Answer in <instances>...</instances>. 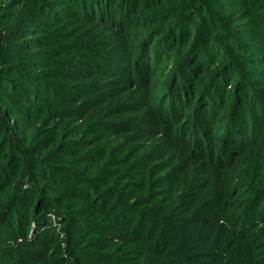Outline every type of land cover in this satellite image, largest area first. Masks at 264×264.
I'll use <instances>...</instances> for the list:
<instances>
[{
  "label": "trees",
  "instance_id": "16d2710c",
  "mask_svg": "<svg viewBox=\"0 0 264 264\" xmlns=\"http://www.w3.org/2000/svg\"><path fill=\"white\" fill-rule=\"evenodd\" d=\"M55 1L30 0L29 17L19 28L24 36L8 45L3 31L6 46L0 41V264H264L260 123L250 118L247 136L244 116L252 115L234 99L227 110L219 108V115L226 110L227 137L219 141L216 105L196 129L178 120L184 111L173 113L174 91L150 102L151 43L136 41L125 22L134 9L123 11L133 0H64L59 11ZM250 1L223 4L247 7ZM191 3L192 14L200 11L174 22L189 25L208 12L209 24L197 18L191 52L210 51L219 20L208 5L215 2L189 0L184 7ZM263 19L248 10L240 37L264 53ZM174 35H165L163 51L167 43L176 45ZM30 36L35 41L23 44ZM232 39L216 41L224 50L221 59L240 49ZM221 59L212 64L220 66ZM25 60L27 71L20 72ZM170 87L180 89L174 78ZM250 95L241 101L256 97ZM5 119L39 154L35 189L28 192H16L20 184L13 189V163L6 165L4 153L14 129ZM43 127L51 141L40 147L31 137ZM56 143L62 148L53 153ZM62 165L63 172L50 169ZM59 178L62 189L46 186ZM51 213L56 226L46 224Z\"/></svg>",
  "mask_w": 264,
  "mask_h": 264
},
{
  "label": "rangeland",
  "instance_id": "374dc122",
  "mask_svg": "<svg viewBox=\"0 0 264 264\" xmlns=\"http://www.w3.org/2000/svg\"><path fill=\"white\" fill-rule=\"evenodd\" d=\"M188 1L189 0H133L132 4H127L123 7V11L130 10L131 8L134 9L128 14V17L125 18V22L128 24L129 32L135 34L136 41H143L145 44L148 42L151 44L154 43L152 46L150 44L148 47L149 53L147 54V60L150 63L149 67H153V71H151L150 87L152 96L150 102L158 104L163 97L168 95V91H174V93H171L172 97L174 95L175 97L179 96V99H173L171 97L173 105L174 103L178 105L172 107L173 113L176 114L177 112L181 113L184 111V115L180 116L178 120L183 118V122L193 123L196 129L200 127L203 118L209 117L210 107L216 105L217 112L216 115L213 116L215 119L213 122L217 124L216 130L219 134L217 138H219V141H224L227 139L223 130L226 119L224 112H226L229 102L235 99V105L245 108L246 112L252 115V117H250V115L244 116L247 136L251 132L250 118L256 121L257 124L260 123L257 127L258 137L263 135L264 108L260 110V107H264V53L261 48L258 50L252 49L248 43L241 39L240 28L244 25V18L248 10H252L262 18L264 17V1L253 0L250 1L249 6L243 7V5L240 4L225 5L223 4L225 0H214L215 4L212 6L208 5L211 7L208 9L214 12L219 22H222L226 26V30L222 23L217 22V25L214 26V33L216 35H214L213 39L216 45L213 46L210 51L201 53H198L199 51L196 53L191 52V50H193L192 45H194V33H196L194 31L198 25L197 18L203 20L205 24H209L211 21V19L207 17L209 13H200L202 15L198 14L196 17L194 15L196 19L189 25L177 26V22H174L181 17H188L192 14V7H194V5H192L193 3H191L189 7H184L185 2ZM64 2V0L63 2L56 0V8L54 10H63L62 4H64ZM30 3H32L30 0H0V41H4L2 39L4 36L3 31H7L6 33H8L4 36L8 41V45H11L16 39L24 36L19 28L29 17ZM120 4L122 3L120 2ZM199 11L200 9H195V12ZM195 12L193 14H197ZM193 14L191 17H193ZM180 22L183 24L184 21ZM181 28H183L182 35H180L181 32L179 33ZM14 29L17 30L16 34H13ZM228 29H231L229 33L227 32ZM168 31L171 34L170 37H173V34L176 33L174 36L178 38V41L176 38V45L167 43V50L163 51V45L169 38L165 36L168 34ZM262 32L264 33L263 27L259 34ZM189 33H193L192 36L189 37ZM217 35L220 36V39H217ZM229 38L237 43L240 42L241 46L238 50L239 53L232 50V59L230 58L229 60L226 58L228 60L227 63L224 57L221 59V54L224 50L217 42L221 43L225 39L227 41ZM29 40L32 41L31 43L35 41L34 37H25L22 39V41H24L23 44L29 42ZM4 45L6 46L5 41ZM29 47L32 48V44H30ZM227 48L230 47H226V50ZM29 51L35 52V49H29ZM218 58L221 59V61L218 62L220 66L218 64H212L213 60ZM206 61L210 62L206 64ZM230 61L231 63L229 64ZM4 64L5 60H3V63H0V70L4 68ZM27 65V60L23 61L20 67L22 70L19 71H27ZM221 68H223V70L218 72ZM17 76L19 75L17 74ZM193 76L199 79L192 80L191 78H194ZM222 76H224V78H221ZM171 78H174L176 83L180 85L179 90H171ZM219 86H223L221 92L218 91ZM252 93H255L256 97H252ZM247 94H251L250 97L252 98L248 101H241V95L246 96ZM221 107L226 110H222L223 112L219 115L221 111L219 108ZM5 122L8 129L9 127L14 129L11 144L4 153L7 157L6 165L10 166L13 163L11 166L15 173L13 176L15 180L13 189L16 191V187L20 184V188L16 192L21 190L28 192V187L30 190L35 189L34 184L36 183H33V178L36 176L35 173L39 169L35 166L39 154L34 155L33 152L30 151L29 143H26L24 137H20V135L17 134L16 125L13 121L5 119ZM242 130L243 129H239L237 132V137L241 139L243 138L242 135H244V131ZM189 135L190 133L188 136ZM18 138H22L24 141H18ZM31 140H33V143L36 142L40 147H43L51 141V137L44 128V130H39L35 136L33 135ZM60 140H63V137L60 138ZM262 140H264V136ZM62 144L63 143L58 145L56 143L50 151L52 150L53 153L58 152L62 148ZM45 154H47V152ZM14 159H16L15 162L13 161ZM256 168L264 171L263 163L258 162ZM50 169L63 172V165L50 167ZM38 172L40 173V171ZM59 180L60 181H58L56 185L50 181L51 186L49 183H46V186L50 189H62L59 185L62 182V178H59ZM36 189L41 188L38 186ZM13 194L15 193L13 192ZM21 199L22 198H20V200ZM7 216H10V214H7ZM48 219L49 221L46 222L48 226L50 224L56 226L55 223L58 219L54 213H51ZM0 221H2L1 217ZM1 224L5 225L6 222L3 221Z\"/></svg>",
  "mask_w": 264,
  "mask_h": 264
}]
</instances>
